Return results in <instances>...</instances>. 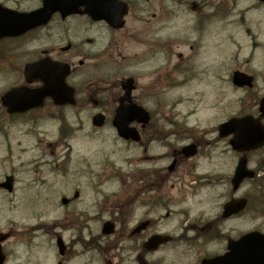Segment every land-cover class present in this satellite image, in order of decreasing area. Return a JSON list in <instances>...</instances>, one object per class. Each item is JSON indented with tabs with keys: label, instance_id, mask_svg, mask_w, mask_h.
Returning a JSON list of instances; mask_svg holds the SVG:
<instances>
[{
	"label": "rangeland",
	"instance_id": "1",
	"mask_svg": "<svg viewBox=\"0 0 264 264\" xmlns=\"http://www.w3.org/2000/svg\"><path fill=\"white\" fill-rule=\"evenodd\" d=\"M202 1L185 0L183 6L178 0H156L157 46L150 66L142 69L150 79H141L140 84L150 82L148 108L157 127L176 132L172 141L208 142L203 152L210 158L192 162L183 186L169 181L168 188L173 184V190L156 198L158 207L154 210L147 196L145 204L134 196L133 188L139 186L134 176L137 151L119 140L110 127L92 129L87 114L64 112L62 121L45 116L34 125L11 130L16 136L9 130L0 136V181L11 174L16 180L13 195L0 192V230L12 233L5 245L10 254L6 264H57L56 236L69 251L65 264H136L137 253L130 254L127 249L119 252L118 248L130 244L125 238L139 223H157L141 238L154 231L177 237L185 233L186 226L201 229L219 217L228 193L226 179L233 173L238 156L232 151V163L228 160V147L223 144L228 138L218 137L217 126L231 115L253 114L258 102L255 97L264 93V5L257 0H220L230 10L201 28ZM49 44L51 39L47 38L44 45ZM36 46L34 43L29 48ZM134 51V44H130L123 55ZM28 58L31 55L24 60ZM237 69L255 76L253 92L231 86V73ZM13 80L0 75V92ZM154 149L153 153L162 150L158 146ZM248 158V167L257 172V178L245 182L232 196L249 198L251 207L242 216L218 224L220 232L214 236L237 239L251 231L264 232V152ZM192 166L196 167L194 177L210 178L205 186L196 187L197 181L187 177ZM74 192L78 198L68 208L62 206L61 198H72ZM167 213L170 216L160 222ZM109 220L116 223L112 238L121 242L111 250L106 246L112 238L101 235L103 223ZM35 223L40 227L33 231ZM196 235L209 237V232L188 234ZM160 257L167 264H193L197 255L166 252L153 259Z\"/></svg>",
	"mask_w": 264,
	"mask_h": 264
},
{
	"label": "flooded vegetation",
	"instance_id": "2",
	"mask_svg": "<svg viewBox=\"0 0 264 264\" xmlns=\"http://www.w3.org/2000/svg\"><path fill=\"white\" fill-rule=\"evenodd\" d=\"M120 1L127 6V13L123 18V27L119 30H114L104 22L95 23L85 15L62 18L60 14H54L45 27L32 29L18 37L0 39V75L7 79H14L7 89L0 92V136L2 134L6 136L9 130H16L28 124L34 125L45 116L65 119L64 111H78L89 114L91 118L101 115L104 117V127L111 126L112 118L124 96V83L131 79L134 86L130 97L131 101L141 106L151 116L150 123L145 126L134 124L140 136V141L133 147L138 153L137 162L139 163L135 180L139 185L136 188V195L148 196V204L156 210L158 207L156 198L165 197L170 190H173V184L168 188L169 181L174 180L183 186L185 172L189 169L192 161L201 157L210 158L209 153L203 152L209 143L193 142L196 146V156L191 159H183L181 149L189 144L185 145L183 141L168 140L171 136L165 140H158L157 125L148 108L150 95H152L150 82H147L145 86L140 84L141 79H150L146 71L142 69H147L150 66L157 46L156 0ZM178 1L182 5L185 0ZM42 3L43 0H0V18L3 17L5 14L3 11L6 9L20 14H28L39 10ZM220 5V0L217 2L205 0L199 3L200 10L204 12L198 21L201 28L219 19ZM195 7L196 5L193 6V9ZM0 27H2L1 23ZM47 38L51 39V44L45 46L44 41ZM34 43L37 46L30 49L29 47ZM130 44H134L136 51L132 55H123ZM31 51L33 55L30 54ZM29 55L31 58L24 60ZM44 58L69 67L70 75L66 78V83L75 91V105L57 107L51 100H46L40 108L9 113L3 104V96L18 87L32 89L40 87V81H33L28 85L24 77V69L27 65ZM178 58L180 59L181 55ZM114 62L117 65H111ZM143 97H145L144 100ZM223 144L228 146L225 154L228 155V160L232 163L231 141L223 142ZM157 146L162 150L153 153ZM172 163L175 165L170 170ZM192 168L196 169L192 166L188 173ZM195 179L201 182V186L206 185L207 180H210L208 176H200ZM14 192L13 190L10 192L11 194L2 193L13 195ZM72 202L73 200H69L66 206L71 205ZM169 215L170 213H167L160 221ZM231 220L232 218L229 219V221ZM154 225L155 223H149L150 228ZM156 232L154 231V233ZM2 236L3 233L0 231V239ZM10 239L9 235L8 241ZM126 240L131 241L130 244L133 245V247L129 244L127 246L130 253H137L135 259L137 264H144V262L146 264H167L165 258L153 259V257L166 252L183 255L192 251L191 242L183 237L172 238L171 243L161 245L155 253L151 254L143 253V244L146 239L141 238V235L134 238L128 237ZM174 240L178 242L173 243ZM229 240H232V237H201L199 248L203 253H206L205 258L219 257L227 252ZM8 241L1 244L4 247L3 251L6 252L7 262L10 254L7 253L5 245ZM143 257L148 261L146 262Z\"/></svg>",
	"mask_w": 264,
	"mask_h": 264
},
{
	"label": "water",
	"instance_id": "3",
	"mask_svg": "<svg viewBox=\"0 0 264 264\" xmlns=\"http://www.w3.org/2000/svg\"><path fill=\"white\" fill-rule=\"evenodd\" d=\"M259 1L264 3V0ZM118 4V0H43V8L32 14L21 15L20 17L9 16L4 19V25L0 27V37L23 34L37 25H44L51 15L57 12L63 17L84 13L94 21L104 20L112 24L113 27H121L122 22L120 24L114 23L116 20L119 22L125 13V10L120 9L121 5ZM79 8H84L83 12L79 11ZM44 62L27 67L26 72L37 68L39 65L46 64ZM41 69L44 70V73L39 74L38 77L44 82V88L28 91V94L26 89L25 91L21 89L11 91L4 98V102L8 107L24 111L39 106L47 96L60 103L70 101L69 90L64 85L65 76H59L56 70L50 69L47 65ZM232 82L237 87L251 86V78L239 72L233 74ZM21 93L25 95H21ZM17 98L20 100L19 103L10 104ZM258 110L260 118H264V96L260 100ZM134 119L146 122V115L136 110H123V108L120 110L114 121L120 137L126 140L137 139L134 131L127 128L128 124ZM219 133L221 137H227L232 133V148L236 152H248L264 145V127L259 120H255L251 116L228 120L219 126ZM253 176L254 174L246 169V157L240 158L231 181L233 190L238 189L245 179H252ZM3 187H6V185H3ZM245 206L246 202L244 200L232 201L224 207L223 217L237 215ZM112 232V225L105 224L103 234L108 235ZM158 243V239L153 238L147 243V246L152 247ZM58 245L62 255L63 249L60 243ZM231 246L232 264H264V235L257 232L249 233L237 241H232L229 248ZM230 257L231 255L228 253L223 258L206 262V264H219L218 261ZM3 259L0 253V264L3 263ZM224 264H228V262Z\"/></svg>",
	"mask_w": 264,
	"mask_h": 264
}]
</instances>
